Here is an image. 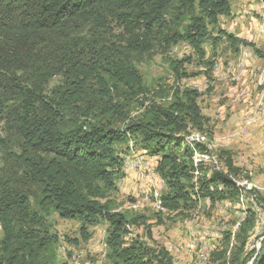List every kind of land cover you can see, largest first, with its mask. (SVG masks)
Returning a JSON list of instances; mask_svg holds the SVG:
<instances>
[{
	"label": "trees",
	"instance_id": "trees-1",
	"mask_svg": "<svg viewBox=\"0 0 264 264\" xmlns=\"http://www.w3.org/2000/svg\"><path fill=\"white\" fill-rule=\"evenodd\" d=\"M230 14V0H0V122L18 141V154L6 155L0 170V264H67L57 259L53 213L79 220L84 241L89 226L107 223L111 264H173L166 248L125 240L143 217L117 210L109 199L126 162L116 144L132 140L156 158L164 211L193 210L201 199L238 200L254 189L236 184L241 170L224 149L217 151L219 169L201 164L215 152L196 89L175 87L165 103L144 98L132 119L123 106L145 93L134 57L155 43L183 42L199 60L209 26L217 33L212 43L217 37L234 48L248 43L219 27V16ZM115 31L120 46L102 42L101 35ZM188 59L176 60L174 69ZM74 112L82 119H70ZM114 115L128 121L115 127ZM252 222L249 215L239 225L228 258L225 234L226 247L211 252L212 264H251ZM258 249L253 264H264V233Z\"/></svg>",
	"mask_w": 264,
	"mask_h": 264
},
{
	"label": "rangeland",
	"instance_id": "rangeland-1",
	"mask_svg": "<svg viewBox=\"0 0 264 264\" xmlns=\"http://www.w3.org/2000/svg\"><path fill=\"white\" fill-rule=\"evenodd\" d=\"M230 6L229 16H219V27L248 43L234 48L220 37L212 43L217 35L212 26H209V37L203 45L206 51L204 60L194 57L191 48L183 42L170 48L155 43L149 52L134 57L145 93L123 101L124 110L132 119L142 112L139 103L144 98L165 103L169 100L166 95L175 87L196 89L205 134L215 152L202 158L201 164L207 165V170L212 167L219 169L217 151L224 149L241 170L237 180L254 188L245 189L238 200H223L212 205L201 199L193 210L160 211L156 202L165 186L158 174L152 176L156 158L134 147L132 140L128 144H116L117 152L125 160L140 155L144 161L142 170L124 172L119 179L118 190L109 198L117 210L143 217L142 222L130 227L125 240L128 243L140 240L152 247H164L169 251L173 264H212L211 252L226 246L228 258L235 242L234 234L246 216L253 219L246 246L249 252L258 250L264 233V84L260 79L264 71V2L230 0ZM114 33L101 35L102 42L120 46L122 35L118 31ZM117 57V54L113 55V58ZM186 58H189L188 62L183 61V65L175 70L174 62ZM211 61L213 67H209ZM185 73L194 75L182 77ZM69 115L70 119L75 116L82 119L78 112ZM68 117L64 119L68 120ZM109 119L115 127H123L128 121H123L119 115ZM8 129L5 122H0V170L6 155L18 154V141ZM194 175L196 182L197 170ZM48 220L52 232L58 237L56 254L59 263L111 264L105 245L107 223L100 221L89 226L90 235L84 241L80 234L83 224L79 220L64 219L57 213ZM226 233H230L231 238L225 246Z\"/></svg>",
	"mask_w": 264,
	"mask_h": 264
},
{
	"label": "bare ground",
	"instance_id": "bare-ground-1",
	"mask_svg": "<svg viewBox=\"0 0 264 264\" xmlns=\"http://www.w3.org/2000/svg\"><path fill=\"white\" fill-rule=\"evenodd\" d=\"M261 83H263L264 84V71L262 72V74H261ZM132 145V144H131ZM144 168V161H143V158L140 156V155H137V156H134L132 159H130V160H127L126 162H125V167H124V170L125 169H137V170H142ZM152 176L153 177H156L157 176V173L154 171V172H152ZM120 180H118L117 181V185H118V182H119ZM235 182H236V184L237 185H239L241 188H246V184H244V183H241V182H239V180H237V179H235ZM264 189V188H263ZM156 208L158 209V210H160V211H163L164 209H163V207H162V205H161V202L158 200L157 202H156Z\"/></svg>",
	"mask_w": 264,
	"mask_h": 264
},
{
	"label": "water",
	"instance_id": "water-1",
	"mask_svg": "<svg viewBox=\"0 0 264 264\" xmlns=\"http://www.w3.org/2000/svg\"><path fill=\"white\" fill-rule=\"evenodd\" d=\"M258 250H259V249H258ZM258 250H257V252H256L255 256L253 257V259H252V261H251V264H253V261L255 260V258H256V256H257V254H258Z\"/></svg>",
	"mask_w": 264,
	"mask_h": 264
},
{
	"label": "crops",
	"instance_id": "crops-1",
	"mask_svg": "<svg viewBox=\"0 0 264 264\" xmlns=\"http://www.w3.org/2000/svg\"><path fill=\"white\" fill-rule=\"evenodd\" d=\"M127 160H128V159H126V161H127ZM128 170H129V169H125L124 172H125V171H128Z\"/></svg>",
	"mask_w": 264,
	"mask_h": 264
},
{
	"label": "built area",
	"instance_id": "built-area-1",
	"mask_svg": "<svg viewBox=\"0 0 264 264\" xmlns=\"http://www.w3.org/2000/svg\"><path fill=\"white\" fill-rule=\"evenodd\" d=\"M263 13H264V10H263Z\"/></svg>",
	"mask_w": 264,
	"mask_h": 264
}]
</instances>
